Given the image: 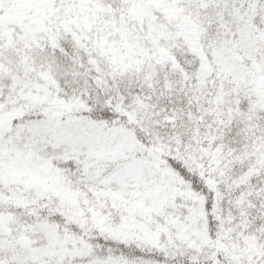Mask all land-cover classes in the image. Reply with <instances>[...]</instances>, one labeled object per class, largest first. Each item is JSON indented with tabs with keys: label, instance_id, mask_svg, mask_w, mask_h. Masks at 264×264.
Wrapping results in <instances>:
<instances>
[{
	"label": "snow or ice",
	"instance_id": "6c2138e0",
	"mask_svg": "<svg viewBox=\"0 0 264 264\" xmlns=\"http://www.w3.org/2000/svg\"><path fill=\"white\" fill-rule=\"evenodd\" d=\"M0 264H264V0H0Z\"/></svg>",
	"mask_w": 264,
	"mask_h": 264
}]
</instances>
